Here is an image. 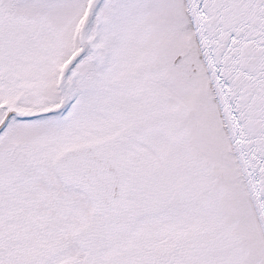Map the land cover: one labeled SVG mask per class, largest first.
<instances>
[{
    "label": "snow or ice",
    "instance_id": "6c2138e0",
    "mask_svg": "<svg viewBox=\"0 0 264 264\" xmlns=\"http://www.w3.org/2000/svg\"><path fill=\"white\" fill-rule=\"evenodd\" d=\"M0 264H264V0H0Z\"/></svg>",
    "mask_w": 264,
    "mask_h": 264
}]
</instances>
